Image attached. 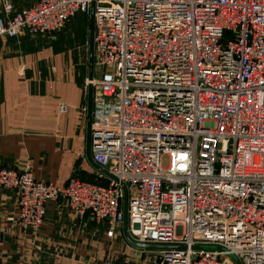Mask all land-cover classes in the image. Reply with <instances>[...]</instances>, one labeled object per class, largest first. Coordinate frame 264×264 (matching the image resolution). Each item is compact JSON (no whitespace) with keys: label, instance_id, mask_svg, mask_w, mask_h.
<instances>
[{"label":"built area","instance_id":"obj_1","mask_svg":"<svg viewBox=\"0 0 264 264\" xmlns=\"http://www.w3.org/2000/svg\"><path fill=\"white\" fill-rule=\"evenodd\" d=\"M0 3V37L53 36L93 8L90 145L108 179L57 187L0 168L18 205L7 221L36 233L45 205L64 200L114 239L126 196L129 237L177 248L88 264H264V0Z\"/></svg>","mask_w":264,"mask_h":264},{"label":"crops","instance_id":"obj_2","mask_svg":"<svg viewBox=\"0 0 264 264\" xmlns=\"http://www.w3.org/2000/svg\"><path fill=\"white\" fill-rule=\"evenodd\" d=\"M10 1L12 13H18L37 0ZM7 18L0 3V19ZM29 34L0 37V168L29 166L35 180L57 187L72 178L107 185L87 140L89 89L84 80L89 68L72 61L62 39L40 48L44 40ZM91 90L90 123L97 97V90ZM61 105L66 106L63 113ZM17 215L15 194L0 190V264H88L116 258L113 240L123 234V224L109 239L104 223L80 219L64 200L45 205L36 233L7 221Z\"/></svg>","mask_w":264,"mask_h":264},{"label":"rangeland","instance_id":"obj_3","mask_svg":"<svg viewBox=\"0 0 264 264\" xmlns=\"http://www.w3.org/2000/svg\"><path fill=\"white\" fill-rule=\"evenodd\" d=\"M88 32H89V14H81L78 13L76 18L71 20L61 31L55 33L53 36H49L46 34H29L32 37L40 38L44 40V43L39 45L40 48L47 47V46H53L55 43H57L60 39H62L63 48L68 50L70 54L72 55V61L75 63L76 60L79 61V66L83 67L85 70H87L88 67V52L86 49L85 42L88 38ZM81 51V52H80ZM94 62V60H93ZM94 63H93V69H92V77L96 78V76L102 72L101 69L95 68V75H94ZM88 80V77L85 78L84 83ZM87 89V88H86ZM91 89H95L94 87H91ZM115 242V248L116 253L114 259L116 260H123L130 257V253L127 254L125 250L128 251V249L131 247L126 239L124 238L123 234H120L117 236L114 240ZM126 247V249H125ZM123 249L125 252L119 251V249ZM128 248V249H127ZM202 249H205L204 247ZM130 251V250H129ZM145 254V253H144ZM140 257L139 261L144 262V258L146 256Z\"/></svg>","mask_w":264,"mask_h":264},{"label":"water","instance_id":"obj_4","mask_svg":"<svg viewBox=\"0 0 264 264\" xmlns=\"http://www.w3.org/2000/svg\"><path fill=\"white\" fill-rule=\"evenodd\" d=\"M92 36H93V8H91L90 14H89V32H88V39H89V51H88V68H89V77L88 79H91L92 77V69H93V45H92ZM88 110H89V121H88V144H90V121H91V115H90V110H91V93L92 90L89 87L88 88ZM102 173L106 174L105 171L102 169L98 168ZM126 196L123 201V214H124V221L122 225V231H123V236L126 239V241L134 248L140 249V250H165L168 251L169 249L172 248H177V246H171V245H159V244H140L136 243L133 241L127 232V216H126ZM207 250H221L220 248L216 247H205ZM234 261L236 264H239L235 259Z\"/></svg>","mask_w":264,"mask_h":264},{"label":"bare ground","instance_id":"obj_5","mask_svg":"<svg viewBox=\"0 0 264 264\" xmlns=\"http://www.w3.org/2000/svg\"><path fill=\"white\" fill-rule=\"evenodd\" d=\"M170 250V249H169Z\"/></svg>","mask_w":264,"mask_h":264}]
</instances>
